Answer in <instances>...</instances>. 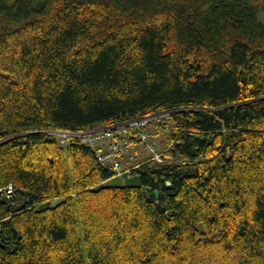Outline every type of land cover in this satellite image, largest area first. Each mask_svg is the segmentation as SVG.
Returning <instances> with one entry per match:
<instances>
[{"label": "trees", "instance_id": "1", "mask_svg": "<svg viewBox=\"0 0 264 264\" xmlns=\"http://www.w3.org/2000/svg\"><path fill=\"white\" fill-rule=\"evenodd\" d=\"M163 113L141 187L51 134ZM0 264H264V0H0Z\"/></svg>", "mask_w": 264, "mask_h": 264}, {"label": "built area", "instance_id": "2", "mask_svg": "<svg viewBox=\"0 0 264 264\" xmlns=\"http://www.w3.org/2000/svg\"><path fill=\"white\" fill-rule=\"evenodd\" d=\"M156 116H144L110 127L85 132L53 131L66 145L70 137L80 139L95 153L99 163L110 170L111 178L128 174L138 175L141 164L138 156H149L151 160L161 161V153L153 142L149 124ZM142 148V150H141Z\"/></svg>", "mask_w": 264, "mask_h": 264}, {"label": "water", "instance_id": "3", "mask_svg": "<svg viewBox=\"0 0 264 264\" xmlns=\"http://www.w3.org/2000/svg\"><path fill=\"white\" fill-rule=\"evenodd\" d=\"M165 115L163 114H156V117H160ZM169 184V183H168ZM142 182H141V177L140 175H134V176H129L128 174H123L122 176L110 178L109 180L105 181L104 183L96 186L93 190L98 191L101 189L105 188H124V187H141ZM145 190L148 192H151L152 189L150 187H145ZM154 194L156 197H159V191L155 190ZM59 200H53L52 202H47L42 204L39 208H44V207H55L58 204Z\"/></svg>", "mask_w": 264, "mask_h": 264}, {"label": "rangeland", "instance_id": "4", "mask_svg": "<svg viewBox=\"0 0 264 264\" xmlns=\"http://www.w3.org/2000/svg\"><path fill=\"white\" fill-rule=\"evenodd\" d=\"M163 122L166 123V118L164 117V115L158 117L157 122L154 121L153 123L155 124V126L158 125L159 128L160 124ZM162 126L163 124H161V127ZM149 130L153 133V142L157 145L158 150L162 151L168 144L167 135L169 131L165 130L164 132H160L159 130L155 129L154 126H152V128H149Z\"/></svg>", "mask_w": 264, "mask_h": 264}, {"label": "bare ground", "instance_id": "5", "mask_svg": "<svg viewBox=\"0 0 264 264\" xmlns=\"http://www.w3.org/2000/svg\"><path fill=\"white\" fill-rule=\"evenodd\" d=\"M163 155V154H162ZM162 162V161H161Z\"/></svg>", "mask_w": 264, "mask_h": 264}, {"label": "crops", "instance_id": "6", "mask_svg": "<svg viewBox=\"0 0 264 264\" xmlns=\"http://www.w3.org/2000/svg\"><path fill=\"white\" fill-rule=\"evenodd\" d=\"M141 150H142V148H141Z\"/></svg>", "mask_w": 264, "mask_h": 264}]
</instances>
